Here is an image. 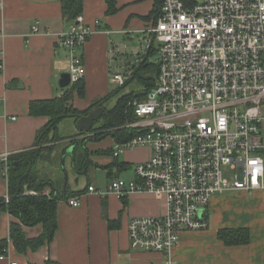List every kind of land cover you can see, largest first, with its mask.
I'll use <instances>...</instances> for the list:
<instances>
[{
    "label": "crops",
    "instance_id": "obj_1",
    "mask_svg": "<svg viewBox=\"0 0 264 264\" xmlns=\"http://www.w3.org/2000/svg\"><path fill=\"white\" fill-rule=\"evenodd\" d=\"M158 1L115 0L116 11L109 13L106 0H84L82 15L88 23L98 19L99 30L79 49L85 66L80 84L62 88L59 79L67 72L69 54L58 45L57 35L66 31L74 19L63 15L60 0H0V204L10 196L3 156L7 154L10 169L12 157L30 151L36 154L26 173L32 171L38 181H46L43 193L57 198L53 239L25 253L17 251L10 239L11 224H20L28 238L38 236L42 226L23 225L0 208V239L7 241L0 264L11 260L16 264H44L47 260L60 264H163V256L158 253L131 249L127 229L132 216L162 213L163 196L133 193L119 199L113 194L87 191L89 184H95L91 180L83 184L82 179L89 171L93 152L109 156V161L101 165L111 180L121 178L117 174L132 160L149 158V148L137 147L138 152L124 151L114 157L112 147L118 141L111 135L110 143L99 148L94 140L101 138H94L92 130L79 132L72 115L59 116L55 129L47 126L51 115L30 111L32 102L60 98L67 88L72 89L67 107L85 112L99 101L102 105L100 98L107 94L111 67L116 61L115 42L120 36L140 33L149 43V55L152 35L148 29L159 12H155ZM34 25L39 32L31 31ZM65 117L73 120L75 132L70 135L59 134L58 125ZM56 133L59 138L52 141ZM28 191L36 192L24 186L26 195H34ZM227 193L233 195L211 198L207 228L180 232L172 249L177 264H264V198L259 192ZM75 196L80 204L69 205L68 199ZM237 227L249 229L248 243L228 245L219 238L220 229Z\"/></svg>",
    "mask_w": 264,
    "mask_h": 264
},
{
    "label": "built area",
    "instance_id": "obj_2",
    "mask_svg": "<svg viewBox=\"0 0 264 264\" xmlns=\"http://www.w3.org/2000/svg\"><path fill=\"white\" fill-rule=\"evenodd\" d=\"M160 1L148 29L158 42L156 79L144 98L127 101L134 120L121 128L136 133L112 147L114 157L136 147L149 148L150 156L136 165L134 179H111L105 189L89 184L87 191L119 199L163 196L162 213L130 218L129 244L177 264L172 249L180 232L208 227L214 195L245 191L264 198V0ZM99 24L79 14L57 35L69 54L71 85L85 75L79 49ZM113 78L124 82L120 73ZM3 163L6 176L7 154ZM68 204L77 206L80 198Z\"/></svg>",
    "mask_w": 264,
    "mask_h": 264
},
{
    "label": "trees",
    "instance_id": "obj_3",
    "mask_svg": "<svg viewBox=\"0 0 264 264\" xmlns=\"http://www.w3.org/2000/svg\"><path fill=\"white\" fill-rule=\"evenodd\" d=\"M186 5H192L195 2L193 0H183ZM84 0H60L63 15L70 19H75L77 15L82 14ZM107 12L113 13L116 11L115 0H106ZM161 1L157 3V12L160 8ZM151 54V48L148 51ZM147 60L140 64L137 68L135 75L139 73L143 68H148ZM158 71V65H157ZM156 71V72H157ZM157 75V73H156ZM145 85L142 91H135L120 97L116 104L110 108L105 109L102 114L104 119L100 130L94 131V138H102L103 136L110 134L116 141H122L129 139L136 132L129 129H123L121 126L128 121L134 120V115L130 107L127 106V101L133 97L142 99L145 93L152 87L156 78H141ZM81 80L73 86L79 85ZM71 88H67L66 93L60 98H52L48 100L34 101L31 104V113H47L51 115V118L47 126L56 129L55 122L61 115H72L77 119L85 112H79L71 107L65 106L67 99L70 98ZM101 102V101H99ZM99 102L94 105L99 104ZM38 109L39 111H36ZM59 138L57 133L52 137V141ZM36 152L30 151L14 156L10 159V169L8 171V184H9V201L4 204H0V208L7 210L10 214L19 219L20 223L27 226H33L40 224L42 226L41 233L33 238L25 236L21 225L18 223L11 224L10 239L15 249L21 253H25L27 250H34L38 246L45 242H50L53 239L55 230L57 228L56 221V205L57 198L52 195H45L43 190L47 186L46 181H38L32 171L26 173L30 160L35 157ZM17 161V162H16ZM24 186L27 188H33L37 194L26 195L24 193ZM3 200H0V202ZM219 238L228 245L245 244L250 240L249 229L246 227L237 228H222L218 231ZM6 239H0V255L6 252ZM44 264H60L56 261L47 260Z\"/></svg>",
    "mask_w": 264,
    "mask_h": 264
},
{
    "label": "rangeland",
    "instance_id": "obj_4",
    "mask_svg": "<svg viewBox=\"0 0 264 264\" xmlns=\"http://www.w3.org/2000/svg\"><path fill=\"white\" fill-rule=\"evenodd\" d=\"M197 2H201L204 0H196ZM142 34H131L126 36H120L117 39L118 42H115V49L116 53V61H114L111 67V75L110 80L108 83V90L107 94L102 96L100 99L102 100V106L105 109L112 108L120 97H123L131 92L135 91H142L145 88L144 83L142 82L141 78H156V71H157V63H158V42L153 40L152 47H151V54L146 55V49L148 47V42L143 40ZM116 41V40H115ZM123 41L122 44L120 42ZM147 58V64H149L148 68H143L139 71L137 75H135L136 71L138 70L137 67L145 61ZM132 67H135L132 69ZM119 72L123 78V84H118L115 82L113 75L114 73ZM134 73V74H133ZM263 114H264V106H263ZM103 117L97 120L93 128L94 131L100 130V127L103 124ZM59 134L60 135H70L73 132V120L71 117H65L58 125ZM261 137L264 141V129L261 131ZM111 136L107 134L103 136L100 140L94 142H98V147H105L107 144L110 143ZM114 143V142H113ZM112 143V144H113ZM114 145V144H113ZM58 148V147H57ZM144 148V147H142ZM106 149V148H105ZM137 147L133 149H128L126 152L129 151H137ZM80 150L83 151L80 143ZM140 153H143L142 151ZM109 156L106 154L96 153L93 152L89 156L90 166L87 175L83 176V184H85L88 180H91L96 186L105 189L107 184L110 182V178L107 177L105 169L102 167L101 164H105L109 161ZM142 160H132L129 167L118 173L117 175L123 179L129 180L132 179L134 176V170L136 165ZM224 171L225 176H230L229 172L226 168H222ZM225 194V193H223ZM231 197L233 193H226V196Z\"/></svg>",
    "mask_w": 264,
    "mask_h": 264
},
{
    "label": "water",
    "instance_id": "obj_5",
    "mask_svg": "<svg viewBox=\"0 0 264 264\" xmlns=\"http://www.w3.org/2000/svg\"><path fill=\"white\" fill-rule=\"evenodd\" d=\"M154 37H151V42H153ZM70 85V77L68 72H64L61 74L59 79V86L62 88L68 87ZM104 112V108L102 105L97 104L93 108H91L89 111H87L85 114L80 115L76 119V128L79 132H90V130L93 128L94 123L99 120L102 117V114ZM10 198L7 200L9 201ZM5 202H2L1 204H4Z\"/></svg>",
    "mask_w": 264,
    "mask_h": 264
}]
</instances>
